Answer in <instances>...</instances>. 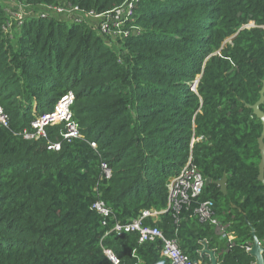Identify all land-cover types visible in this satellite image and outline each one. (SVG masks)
Segmentation results:
<instances>
[{
  "label": "trees",
  "instance_id": "1",
  "mask_svg": "<svg viewBox=\"0 0 264 264\" xmlns=\"http://www.w3.org/2000/svg\"><path fill=\"white\" fill-rule=\"evenodd\" d=\"M123 1L0 0V106L9 119L0 126V264H112L103 249L118 264H170L160 240L104 233L143 209H166V183L189 157L204 178L224 175L226 193L209 183L178 214L143 223L175 238L197 264H210L203 241L219 264H251L250 225L264 246L254 113L257 103L264 113V0H137L124 24L141 33L123 37L112 35L124 28L108 14L102 32L101 20L72 22L52 10L67 2L100 13ZM19 5L20 22L11 15ZM69 91L80 138L65 141L56 124L46 138L24 139ZM47 139L60 149L47 150ZM97 200L111 216L91 208ZM204 200L231 241L198 220Z\"/></svg>",
  "mask_w": 264,
  "mask_h": 264
},
{
  "label": "built area",
  "instance_id": "2",
  "mask_svg": "<svg viewBox=\"0 0 264 264\" xmlns=\"http://www.w3.org/2000/svg\"><path fill=\"white\" fill-rule=\"evenodd\" d=\"M137 0H124L120 5L114 7L111 10L105 12H96L93 10L85 11L78 9V6L71 5L70 3L64 2L59 5H55L52 10L54 13L67 16L72 22H80L83 16H91V18H96V20H101L98 22V29L102 32H106V28L109 25V21L103 19V16L108 14L109 20L119 26H123L124 30H116L112 33L114 37H123L128 34L139 35L141 33V28L135 25L126 26L124 21H130L133 16L134 5ZM83 12L84 15H80L79 12ZM24 14V9L22 5L17 6L11 11L12 17L21 21V17ZM44 16V15H42ZM132 21V20H131ZM2 30L5 33L11 30V19L6 21ZM193 88V85H192ZM74 101V94L69 91L60 97V99L55 104L53 110L43 113L36 119L31 121V129H24L20 134L24 139L38 141L40 138H46V129L49 126L56 124L64 125V132L61 133L62 138L71 142L73 139L80 138V130L78 124L72 119L71 106ZM8 116L3 111L0 106V126H8ZM93 148L97 147V144L93 141L90 142ZM45 147L47 150L57 151L60 149L61 144L59 141H51L47 139L45 141ZM101 172L103 178H109L111 176V169L106 163H101ZM205 178L198 171L197 167L192 163L191 157L187 159L184 166L180 171L172 176L166 183L167 189V207L164 210H154V209H143L140 213L131 218L129 221L120 222L115 221L110 230L104 233V236L108 233H115L120 235L122 233L136 232L138 234V242H146L153 240H160V254L170 261V264H197L195 261L191 260L189 255L180 249L178 241L175 238H167L163 231L156 225L144 224L143 220L145 218L151 217L156 220L158 215L162 212L170 209L175 214H178L182 205L188 204L192 198L198 197L205 186ZM212 202L210 200H204L199 203V206L194 208V212L201 222H209L216 226V229L220 233L221 237L231 241L234 235L230 232L225 233L224 228L219 224L217 219L212 217ZM103 217L111 216V210L102 201L97 200L92 205ZM102 223H105L103 220ZM260 243V242H259ZM261 244V243H260ZM251 247V243L246 246L248 251ZM104 254L108 257L112 264H118V257L112 253L110 249H103Z\"/></svg>",
  "mask_w": 264,
  "mask_h": 264
},
{
  "label": "water",
  "instance_id": "3",
  "mask_svg": "<svg viewBox=\"0 0 264 264\" xmlns=\"http://www.w3.org/2000/svg\"><path fill=\"white\" fill-rule=\"evenodd\" d=\"M197 81L198 80H196L194 82L193 89L195 88ZM263 92H264V82H263V86L261 89V93H263ZM258 105H259V103L254 105V113L261 120L262 131H261L260 137L258 138V144H259L261 158H260V162L258 165V176H257V178L259 181H261L262 185L264 186V141H263V139H264V113L258 108ZM209 183L217 184L219 186V190L222 193H226V177L224 175L216 181H212L210 178H205V180H204L205 186L208 185ZM250 228H251L250 234L252 236V243H251L250 249L248 250V253L254 257V261L251 264H264V246L259 243V240L255 236L254 229L251 225H250ZM203 252H205L209 256L210 264H219V263H217V258L215 257L214 252L209 250L207 248V246L204 247Z\"/></svg>",
  "mask_w": 264,
  "mask_h": 264
},
{
  "label": "crops",
  "instance_id": "4",
  "mask_svg": "<svg viewBox=\"0 0 264 264\" xmlns=\"http://www.w3.org/2000/svg\"><path fill=\"white\" fill-rule=\"evenodd\" d=\"M5 2H7V0H5ZM207 246V243H206V241H203L202 242V249H201V251H200V253H202V254H206L205 252H203V249H204V247H206ZM208 248V247H207ZM209 249V248H208ZM209 250H211V251H213L214 252V250H212V249H209ZM215 253V252H214ZM216 255V254H215ZM209 257V256H208Z\"/></svg>",
  "mask_w": 264,
  "mask_h": 264
},
{
  "label": "rangeland",
  "instance_id": "5",
  "mask_svg": "<svg viewBox=\"0 0 264 264\" xmlns=\"http://www.w3.org/2000/svg\"><path fill=\"white\" fill-rule=\"evenodd\" d=\"M251 25H253V24H251ZM12 33H13V30H12Z\"/></svg>",
  "mask_w": 264,
  "mask_h": 264
},
{
  "label": "clouds",
  "instance_id": "6",
  "mask_svg": "<svg viewBox=\"0 0 264 264\" xmlns=\"http://www.w3.org/2000/svg\"><path fill=\"white\" fill-rule=\"evenodd\" d=\"M193 87H194V84H193Z\"/></svg>",
  "mask_w": 264,
  "mask_h": 264
}]
</instances>
